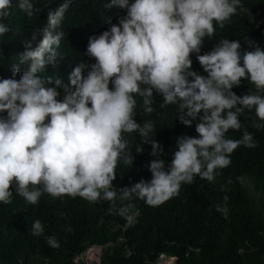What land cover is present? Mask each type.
<instances>
[{"label": "clouds", "instance_id": "clouds-1", "mask_svg": "<svg viewBox=\"0 0 264 264\" xmlns=\"http://www.w3.org/2000/svg\"><path fill=\"white\" fill-rule=\"evenodd\" d=\"M71 2L64 0L48 11L46 26L23 40L24 51L17 53L12 76L0 78V113H6L0 115V202H12L14 187L29 204H37L44 193L53 198L67 195L93 203L109 201L111 212L117 199L112 183L116 168L121 159L133 163V155L125 154V133H138L156 158L148 165L151 179L119 189L120 199L135 196L148 206L177 196L181 185L192 184L197 176L214 181L217 169L230 165L238 147L257 146L247 130L240 139L227 138L226 133L241 129L239 116L245 108L254 109L264 121V95L237 96L231 90L243 79L256 93H264V50L254 46L241 53L239 41L225 38L199 54L204 38L243 9L241 0H109V8L118 6L126 15L88 38L85 55L95 63L72 68L61 100V81L40 73L58 55L64 33L57 29ZM13 6V0H0V36L10 31L3 21ZM16 6L28 17L42 11L32 0H17ZM192 53H197L206 76L192 70ZM26 63L27 70L20 72L19 65ZM154 91L163 105H177L181 124L191 127L197 121L198 136L179 137L167 167L159 158L161 145L150 138L153 122L141 125L135 119L136 97L151 113ZM254 127L264 128V123ZM217 211L226 214L228 209L217 206ZM31 234L44 235L40 220L32 223ZM46 242L60 247L55 236H47Z\"/></svg>", "mask_w": 264, "mask_h": 264}, {"label": "trees", "instance_id": "trees-1", "mask_svg": "<svg viewBox=\"0 0 264 264\" xmlns=\"http://www.w3.org/2000/svg\"><path fill=\"white\" fill-rule=\"evenodd\" d=\"M42 11L28 17L13 0L12 14L3 21L10 31L0 36V78H10L12 66L18 64L17 53L24 51L23 40L36 29L47 24L48 11H54L64 0H32ZM133 0H130V3ZM109 0H72L57 31L64 36L56 48L57 57L46 65L40 75L61 81L58 88L63 98L69 86L68 75L78 63L93 64L95 60L85 55L88 38L108 30L126 10L118 6L108 7ZM243 9H238L224 27L216 26V33L205 37L199 54L212 50L222 39L239 41L241 53L254 46L264 50V0H241ZM39 40V37H38ZM35 46V43L34 45ZM191 54L192 70L206 76ZM27 63L19 65V71L27 70ZM85 70V74H86ZM19 78V75L16 77ZM111 87V84L109 85ZM237 96L256 93L254 85L241 80L231 89ZM135 119L143 125L151 120L155 132L150 138L162 147L159 158L167 164L181 136L196 137V120L188 127L180 123L177 105H163L160 95L153 92L151 113L144 111L143 100L136 97ZM163 105V106H162ZM239 106V105H238ZM6 116V113H0ZM239 119V131L229 130L227 138L240 139L245 130L252 133L256 147H238L231 154L228 167L217 169L212 182L195 177L192 184H182L179 194L159 206H148L143 200L132 196L120 199L119 189L131 188L141 179L148 181L151 173L149 162L151 144L142 143L138 133H125L128 141L125 154L133 155L132 165L123 159L116 168L112 182L117 190L115 208L109 201L89 202L80 197L67 195L53 198L44 193L37 204H29L17 195L13 187L12 202H0V264H76L75 256L87 248L105 247L100 264H158L159 254L176 257L177 264H264V128L254 127L258 120L255 110L245 108ZM138 146L142 152H136ZM249 176L259 192V203L254 205L243 189L240 178ZM227 196L225 202L223 197ZM217 206H226V214L217 211ZM126 209L124 215L119 210ZM137 213L135 223L127 226L131 215ZM40 220L44 235L31 234L32 223ZM71 231H68V228ZM47 236H55L60 247L52 248ZM78 264H85L80 262Z\"/></svg>", "mask_w": 264, "mask_h": 264}, {"label": "rangeland", "instance_id": "rangeland-1", "mask_svg": "<svg viewBox=\"0 0 264 264\" xmlns=\"http://www.w3.org/2000/svg\"><path fill=\"white\" fill-rule=\"evenodd\" d=\"M240 183L243 187V189L245 190L247 196L249 198H251L252 202L254 205H257L259 203V192L256 190L255 188V184L254 181L251 177L249 176H243L240 178ZM136 213H134L133 215H131V219L130 221L128 220L127 226H131L135 223V215ZM96 247V249H100L99 253L96 255V259L95 260H90L88 257L86 258L85 256H82L83 260L86 262V264H100L102 258L104 257V253H105V247L103 246H98V245H94ZM162 264H164V262L162 261ZM170 264H176V263H170Z\"/></svg>", "mask_w": 264, "mask_h": 264}, {"label": "built area", "instance_id": "built-area-1", "mask_svg": "<svg viewBox=\"0 0 264 264\" xmlns=\"http://www.w3.org/2000/svg\"><path fill=\"white\" fill-rule=\"evenodd\" d=\"M132 216L129 217V221L131 219ZM100 249H96L95 246H91L89 248H87L83 253L77 255L74 257L73 262L78 264L80 262H84L86 264V262L83 260L82 256H85L86 258L88 257L91 261L96 259V255L99 253ZM162 261L164 262V264H170V263H176L177 264V260L176 257L173 256H167L164 253L159 254L158 258H157V262L158 264H162Z\"/></svg>", "mask_w": 264, "mask_h": 264}, {"label": "water", "instance_id": "water-1", "mask_svg": "<svg viewBox=\"0 0 264 264\" xmlns=\"http://www.w3.org/2000/svg\"><path fill=\"white\" fill-rule=\"evenodd\" d=\"M137 216V213L134 215V217H136Z\"/></svg>", "mask_w": 264, "mask_h": 264}]
</instances>
